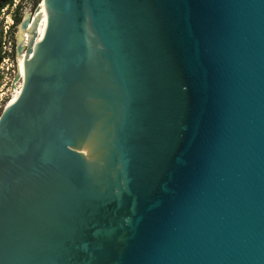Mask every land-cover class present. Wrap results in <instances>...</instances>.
I'll use <instances>...</instances> for the list:
<instances>
[{"label": "water", "instance_id": "obj_1", "mask_svg": "<svg viewBox=\"0 0 264 264\" xmlns=\"http://www.w3.org/2000/svg\"><path fill=\"white\" fill-rule=\"evenodd\" d=\"M0 114V264H264V0H42Z\"/></svg>", "mask_w": 264, "mask_h": 264}, {"label": "rangeland", "instance_id": "obj_2", "mask_svg": "<svg viewBox=\"0 0 264 264\" xmlns=\"http://www.w3.org/2000/svg\"><path fill=\"white\" fill-rule=\"evenodd\" d=\"M40 2L42 0H12L11 5L0 10V84L15 88L23 80L18 72L16 52L20 23L26 16L32 18ZM15 18H19V22H15Z\"/></svg>", "mask_w": 264, "mask_h": 264}, {"label": "bare ground", "instance_id": "obj_3", "mask_svg": "<svg viewBox=\"0 0 264 264\" xmlns=\"http://www.w3.org/2000/svg\"><path fill=\"white\" fill-rule=\"evenodd\" d=\"M31 29H32V23L29 24L27 29L20 30L19 41H22L24 43L27 42L30 39ZM25 62H26V57H25V53L23 52L22 54L18 55V57H17V68H18L19 75L22 78L24 77Z\"/></svg>", "mask_w": 264, "mask_h": 264}, {"label": "built area", "instance_id": "obj_4", "mask_svg": "<svg viewBox=\"0 0 264 264\" xmlns=\"http://www.w3.org/2000/svg\"><path fill=\"white\" fill-rule=\"evenodd\" d=\"M13 89L7 83L0 84V112L6 107Z\"/></svg>", "mask_w": 264, "mask_h": 264}, {"label": "trees", "instance_id": "obj_5", "mask_svg": "<svg viewBox=\"0 0 264 264\" xmlns=\"http://www.w3.org/2000/svg\"><path fill=\"white\" fill-rule=\"evenodd\" d=\"M12 4V0H0V10ZM15 22H19V18H15Z\"/></svg>", "mask_w": 264, "mask_h": 264}]
</instances>
